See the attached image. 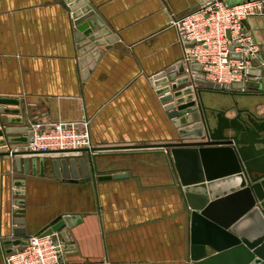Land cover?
Returning <instances> with one entry per match:
<instances>
[{
	"label": "crops",
	"instance_id": "obj_1",
	"mask_svg": "<svg viewBox=\"0 0 264 264\" xmlns=\"http://www.w3.org/2000/svg\"><path fill=\"white\" fill-rule=\"evenodd\" d=\"M69 1L0 0V100L19 101L0 105L10 112L0 113V130L24 139L31 124L88 121L98 172H91L87 152L23 155L26 143L2 145L0 137V264L23 246L10 241L43 234L64 217L74 225L56 232L67 248L61 264H193L191 212L159 148L177 134L151 79L181 62L171 15L209 0ZM70 5L95 15L87 24L101 22L98 41L105 44L96 47L102 54L85 79ZM246 28L259 46L257 67L264 64V15L249 18ZM246 94L207 91L202 101L210 118L222 110L228 118L238 110L264 117V91ZM66 158L85 159L89 180L81 173L66 179L61 166L57 175L54 161ZM119 174L125 178L100 180ZM15 229L25 235L15 236Z\"/></svg>",
	"mask_w": 264,
	"mask_h": 264
},
{
	"label": "water",
	"instance_id": "obj_2",
	"mask_svg": "<svg viewBox=\"0 0 264 264\" xmlns=\"http://www.w3.org/2000/svg\"><path fill=\"white\" fill-rule=\"evenodd\" d=\"M211 1L213 0L199 6ZM251 1L253 0H247ZM225 2L229 6H237L245 0ZM70 9L76 29L80 67L85 79L102 54L96 47L105 44L98 41V23L101 22L95 19L87 24L89 18L95 15L88 14L86 7L78 11L74 5H70ZM115 40L117 37L107 38L106 41L111 44ZM231 58L240 59V55L231 54ZM257 58H261L259 53ZM246 59L251 60L250 57ZM192 68L201 69L198 65H193ZM184 71V64L179 62L152 77L151 84L157 88V95L164 104L168 119L177 134L172 142L160 145L159 148L165 149L162 154L165 155L167 163L172 165L191 212V261L193 264H264V117H259L249 110H238L235 117L228 118L227 111L222 110L218 114L212 111L211 118L214 120H211L202 101V92L207 91L229 95L264 91V65L246 71L251 77L246 84L220 86L205 82L204 78L199 76L195 81L204 84L205 89L196 92L189 87L188 77H179ZM164 84L170 85L161 88ZM0 105L18 106L19 101L0 100ZM15 113L19 115L20 111ZM211 121H215L213 127ZM12 132L14 130L9 127L0 130V137L5 139L2 145L6 141H29V137L9 138ZM94 151L97 152V149ZM86 152L91 156L90 170L95 174L98 172L96 158L99 155ZM16 154L18 153H10L13 156ZM20 154L35 155L30 152ZM32 162L34 164L35 160ZM29 163L30 161L28 167ZM59 163H53L57 175H60L61 166L66 179L71 176L78 178L81 173L83 180H89L85 159L66 158ZM20 164L21 161H16V166L19 167ZM42 166L43 162L41 168ZM112 178L122 179L125 175L104 176L100 177V180ZM16 204H19V201H16ZM19 212L16 211L15 214ZM72 221L71 217H64L42 236L61 232L65 226L72 228ZM14 223L17 226L23 225L24 221L16 219ZM14 234L21 237L25 235V231L15 229ZM26 244L27 241L18 239L10 241L8 245ZM65 249L67 248L64 247Z\"/></svg>",
	"mask_w": 264,
	"mask_h": 264
},
{
	"label": "built area",
	"instance_id": "obj_3",
	"mask_svg": "<svg viewBox=\"0 0 264 264\" xmlns=\"http://www.w3.org/2000/svg\"><path fill=\"white\" fill-rule=\"evenodd\" d=\"M262 15L264 0L245 1L237 6L213 0L185 15H171L170 27L175 29L182 48L181 62L185 71L181 76L190 79L189 87L194 92L205 89L204 84L195 81L199 76L205 82L220 86L246 84L251 80L246 71L261 68L264 64L252 65L257 60L259 46L246 28V21ZM231 54L240 55V59L231 58ZM193 65L201 69L194 70ZM89 126L88 121L69 125L31 124L26 152L69 154L89 151L95 155ZM26 241V245L6 255L5 264H61L64 244L56 233L30 235Z\"/></svg>",
	"mask_w": 264,
	"mask_h": 264
},
{
	"label": "rangeland",
	"instance_id": "obj_4",
	"mask_svg": "<svg viewBox=\"0 0 264 264\" xmlns=\"http://www.w3.org/2000/svg\"><path fill=\"white\" fill-rule=\"evenodd\" d=\"M214 98L216 100H218L219 102H222V103L225 102V101H227V100H223L222 97H218V96L217 97H214Z\"/></svg>",
	"mask_w": 264,
	"mask_h": 264
}]
</instances>
